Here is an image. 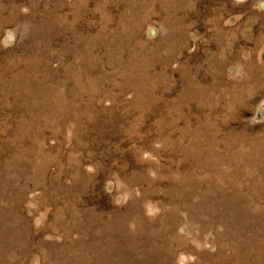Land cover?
<instances>
[{"label":"rangeland","instance_id":"374dc122","mask_svg":"<svg viewBox=\"0 0 264 264\" xmlns=\"http://www.w3.org/2000/svg\"><path fill=\"white\" fill-rule=\"evenodd\" d=\"M0 264H264V0H0Z\"/></svg>","mask_w":264,"mask_h":264}]
</instances>
